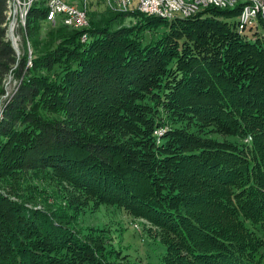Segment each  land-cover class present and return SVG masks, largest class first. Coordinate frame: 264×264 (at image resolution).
Segmentation results:
<instances>
[{
    "label": "trees",
    "instance_id": "obj_1",
    "mask_svg": "<svg viewBox=\"0 0 264 264\" xmlns=\"http://www.w3.org/2000/svg\"><path fill=\"white\" fill-rule=\"evenodd\" d=\"M46 1L18 29V54L0 0V264H136L76 228L83 198L150 221L164 264H264V34H241L242 5L172 21L107 10L86 30L52 28L37 51ZM113 18L134 22L114 30ZM29 174L55 181L67 207L38 208L46 190Z\"/></svg>",
    "mask_w": 264,
    "mask_h": 264
},
{
    "label": "rangeland",
    "instance_id": "obj_2",
    "mask_svg": "<svg viewBox=\"0 0 264 264\" xmlns=\"http://www.w3.org/2000/svg\"><path fill=\"white\" fill-rule=\"evenodd\" d=\"M42 1V0H27V2ZM67 3L77 2L79 8L87 7V0H65ZM98 1V0H94ZM91 1L90 2V11L87 13V21L89 23V16L94 18L95 21H102L109 19L107 14V9L105 8V0H99L97 3ZM46 7L49 8V17L51 15V10L49 7V0L46 1ZM47 8V9H48ZM29 12V8H25L19 15V24L24 23L23 27L26 24V17ZM112 12V11H111ZM241 13V12H240ZM48 16V15H47ZM240 16V15H239ZM238 16V17H239ZM115 19V18H113ZM13 22H16V18L12 19ZM11 21V23H12ZM134 22L133 18H124V19H115L113 20L112 26L114 30L120 27H129ZM40 31H36V36L31 38L29 43H35L37 47V51H42L49 46L52 41V37L58 35L52 34L53 27H51L47 23V19L45 22L41 24ZM240 25V24H239ZM90 26V24H89ZM258 25L256 30L259 29ZM71 30L68 26H65ZM112 27V28H113ZM245 28V27H244ZM243 28V29H244ZM241 29V32L242 30ZM246 29V28H245ZM9 31V30H8ZM166 29L164 27H160L157 30L146 31L141 34L142 41L144 44H148L155 40H158L164 33ZM260 34H264L263 30L260 28L258 31ZM255 33V32H254ZM14 36V34H12ZM16 38L19 40L16 43L18 50L21 48V39L18 33V30L15 31ZM48 42V44H46ZM28 43V46L30 44ZM18 44V45H17ZM19 46V47H18ZM34 47V44L32 45ZM32 48V47H31ZM33 49V48H32ZM20 54V51H19ZM32 55V51L30 52ZM5 83V84H4ZM3 85L7 88V94L4 99L12 95L17 87V83L12 78L8 79L7 82H3ZM0 85V89H1ZM1 116V112H0ZM189 128V130L193 133L202 134L208 138L217 140L219 142L232 143L237 146H241L243 142L240 141V138L224 136L223 134L217 133L215 128L202 129L199 124H185ZM184 125V126H185ZM177 127H183L181 124L176 125ZM186 127V126H185ZM162 131V132H161ZM166 129H158L156 131L157 136H162L165 133ZM161 132L162 135L159 133ZM157 137V143H161L162 138ZM251 138L244 140V142H249ZM27 179L34 185L38 186L40 190H46L45 193L40 194L38 196V208H46L48 207L52 211H61L63 208L67 207L66 200L63 198V192L60 190L59 185L56 184L55 181L46 180L44 176L37 177L34 174H29ZM82 205L81 210L78 212H71L72 214L77 213V224L75 225L77 229L84 233H88L91 229H96L99 232H104L107 238L108 248H115L118 251H121L124 255H128L129 259L136 264H164V258L167 255V246L163 242V233L157 229L150 221L143 218H135L130 215L125 209L109 204H98L92 200H83L80 202ZM84 208V209H83ZM67 211V210H66ZM70 212V211H69ZM249 227L253 230H256L254 226L249 225ZM260 236L264 238L263 229L259 228L257 230Z\"/></svg>",
    "mask_w": 264,
    "mask_h": 264
},
{
    "label": "built area",
    "instance_id": "obj_3",
    "mask_svg": "<svg viewBox=\"0 0 264 264\" xmlns=\"http://www.w3.org/2000/svg\"><path fill=\"white\" fill-rule=\"evenodd\" d=\"M91 1L93 0H87V8H79L77 2L70 4L65 0H52L54 15L47 19V23L53 28L61 25L66 26V24H77L79 25V31L86 30L90 26L85 24L84 13L90 11ZM234 1L248 3V14L243 18H237V22L242 19H249V28L243 29L241 34L258 32L250 31V24H253V21H264V4H258V0ZM29 5L27 0H16V22L14 25V39L16 43L19 40L15 36V31L20 28L19 15L22 9H25ZM130 5H138L139 13L145 16H167L168 18L172 16L192 17L210 8L224 9L222 0H217V7L206 6V0H113L105 3V8L112 10L114 13H123ZM86 35L82 36L81 41H83Z\"/></svg>",
    "mask_w": 264,
    "mask_h": 264
},
{
    "label": "bare ground",
    "instance_id": "obj_4",
    "mask_svg": "<svg viewBox=\"0 0 264 264\" xmlns=\"http://www.w3.org/2000/svg\"><path fill=\"white\" fill-rule=\"evenodd\" d=\"M108 1H113V0H105V3H107ZM28 3L30 5L27 8H29V10H30V8L33 6V2L29 1ZM258 4H264V0H258ZM238 5H242V12H241L240 18H243V17H245L248 14V3H238L237 1H234V0H222V6L224 7L223 10H233V9L237 8ZM8 6H9V12H8L9 31H8V36L10 38V35L14 34L15 22H13L12 19L16 18V0H8ZM206 6H208V7H217V0H206ZM49 7H50V10H51L50 17H53V15H54V7H53L52 0H49ZM81 8H83V7H81ZM135 12L139 13V6L138 5H130L129 8L125 9L123 13H135ZM87 13H88V11H86L84 13V21H85V24H87V26H89V23H88L87 17H86ZM26 14H28V13H26ZM154 17H158V18H161V19H164V20H167V21H172V20H175L177 18H190V17H187V16H172L170 18H168L167 16H154ZM11 21H12V23H11ZM259 24H260V21H253V24H250V29H252V28L255 29ZM23 25H24V23H22L21 25L19 24V27H21ZM66 26H68V27H70L72 29H79V25H77V24H66ZM244 27L245 28H249V19L240 20V28L243 29ZM87 41H88V35H86L83 38L82 42L86 43Z\"/></svg>",
    "mask_w": 264,
    "mask_h": 264
},
{
    "label": "water",
    "instance_id": "obj_5",
    "mask_svg": "<svg viewBox=\"0 0 264 264\" xmlns=\"http://www.w3.org/2000/svg\"><path fill=\"white\" fill-rule=\"evenodd\" d=\"M10 40L12 41V44H13L15 50H16L17 53L19 54V50H18V48H17V46H16L15 39H14V37H13L12 34L10 35Z\"/></svg>",
    "mask_w": 264,
    "mask_h": 264
},
{
    "label": "crops",
    "instance_id": "obj_6",
    "mask_svg": "<svg viewBox=\"0 0 264 264\" xmlns=\"http://www.w3.org/2000/svg\"><path fill=\"white\" fill-rule=\"evenodd\" d=\"M93 1H94V0H93ZM98 1H99V0H98ZM98 1H94V2H96V3H97ZM80 8H81V7H80Z\"/></svg>",
    "mask_w": 264,
    "mask_h": 264
}]
</instances>
